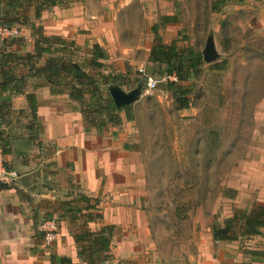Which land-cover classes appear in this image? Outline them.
Segmentation results:
<instances>
[{
    "label": "rangeland",
    "instance_id": "obj_1",
    "mask_svg": "<svg viewBox=\"0 0 264 264\" xmlns=\"http://www.w3.org/2000/svg\"><path fill=\"white\" fill-rule=\"evenodd\" d=\"M214 2L220 0H133L122 9L116 0L113 6L119 11L108 16L117 22L124 43L139 47L127 58L144 59L148 40L154 38L151 29L148 36L144 33L155 23L162 41L200 54L212 34L219 58L212 64L202 60L199 76L180 83L189 90L185 110L176 108L156 67L144 65L137 79L133 65L125 61L133 80L125 91L143 85L146 76L157 81L135 107L142 136L138 149L146 166L142 209L147 231L146 239H131L119 248L123 233L115 229L121 237L111 244L113 260L107 264H211L219 258L235 264L237 254L260 261L249 253L252 239L225 248L222 243L232 242H214L210 226H221L235 210L252 207L236 206L241 202L235 188H244L242 163L264 138V0H228L217 12L211 9ZM166 15L176 22L161 25Z\"/></svg>",
    "mask_w": 264,
    "mask_h": 264
},
{
    "label": "crops",
    "instance_id": "obj_2",
    "mask_svg": "<svg viewBox=\"0 0 264 264\" xmlns=\"http://www.w3.org/2000/svg\"><path fill=\"white\" fill-rule=\"evenodd\" d=\"M132 1L120 0L123 2L120 8L133 5ZM93 2L66 0L65 5L57 2L42 10L39 18H35L34 7L24 8L23 17L41 28L45 37H59L72 42L75 46L72 51L74 62H84L85 57H90L93 45H98L107 55L100 72L103 75H122L129 85L133 80L127 73L125 61L133 65L138 79L143 66H151L148 59L152 41L148 40L144 59L127 58V54L136 53L139 47H134L133 43L125 44L117 34V22L108 18L119 11L113 6L116 0H100L98 5ZM141 6V14L146 17L147 10L143 4ZM156 24L146 27L145 37ZM18 27L20 36L16 39L20 41L8 43L6 50L20 55L33 54L34 37L30 25L20 24ZM47 58L48 55H43L36 66H43ZM95 73L90 71L92 75ZM15 77L21 80L20 93L11 98L9 125L2 128L4 136L12 138L6 147L7 153L3 155L7 167L20 177L27 176L33 190L18 183L6 184L0 189V264H51V256L85 264L77 257L72 237L81 220L71 223L54 214L57 233L49 246L44 244L43 234L39 231L47 221V206L73 199L77 194L91 199L93 204L97 203L101 218L88 223L91 231L105 225L114 226L123 233L119 248L131 239H146V218L142 209L147 187L146 166L142 160L143 151L138 149L142 136L135 109L145 94L142 93L132 106L117 111L120 123H107L98 129L95 125L84 124L79 103L65 94L52 95L42 76H36L27 67L19 65ZM30 94L36 99L35 125H32L26 100ZM27 126H31L30 129ZM260 140L262 144L242 163L244 188H235L236 201L241 202L236 206L240 208L264 205V138ZM116 237L121 236L115 233L112 243ZM251 239L248 250L264 251V228L259 236ZM234 245L233 242L221 244L225 248H234ZM247 256L237 254L235 264H264V260L256 262ZM219 260L211 264H227L222 262V258Z\"/></svg>",
    "mask_w": 264,
    "mask_h": 264
},
{
    "label": "trees",
    "instance_id": "obj_3",
    "mask_svg": "<svg viewBox=\"0 0 264 264\" xmlns=\"http://www.w3.org/2000/svg\"><path fill=\"white\" fill-rule=\"evenodd\" d=\"M228 0H220L211 4L213 11H218L220 5ZM54 2L44 5L40 0H0V23L9 26L30 25L34 37V54L20 55L11 51L2 54L0 62V147L2 153H7L6 147L9 140L4 136L3 126H8L7 118L11 116V98L20 93V81L15 77L19 65L28 68V71L36 76H42L49 86L52 95H67L68 98L80 104V113L84 124L100 127L107 123L118 124L117 110L109 96L107 87L109 85L125 86L122 75H103L102 63L107 59L106 53L98 45H93L90 50V59L82 63L72 60V51L75 46L58 37L47 38L43 36L42 30L34 24H30L23 17L25 10L34 7L35 18H39L40 12L48 7L54 6ZM25 8V10H24ZM21 9V11H19ZM22 13V14H21ZM174 16H163L161 25L175 23ZM153 41L150 49L148 62L151 67H156L160 76H174L176 81L167 80L165 90L172 93L174 103L178 110L189 108V90L180 86L199 76L201 70L202 56L192 49H182L174 43L165 44L158 34L157 26L151 27ZM19 39L11 40L12 43ZM43 55H48L44 65L37 67L36 64ZM220 69L221 66H216ZM90 71L96 72L90 74ZM140 80H136L135 83ZM128 85V84H127ZM130 86V85H128ZM7 93V94H5ZM26 100L30 111V118L35 125L36 99L33 94L27 95ZM31 126H27L30 129ZM5 184H0V189ZM97 203L84 195L78 194L77 198L61 201L46 207V220H53L55 212H59V219H68L71 223L81 220L76 230L72 233L77 251V257L85 264H107L113 260L110 253L112 238L115 235V227L111 225L102 226L97 231L88 229V223L101 218L97 209ZM55 208H57L55 210ZM50 210L51 212H48ZM55 211V212H54ZM55 220V219H54ZM55 222H57L55 220ZM264 228V205H253L250 209L235 210L232 216L225 219L221 226L213 224L210 233L214 242H234L241 239H251L259 236ZM251 255L260 261L264 260V251H252ZM51 264H75L69 258L51 256Z\"/></svg>",
    "mask_w": 264,
    "mask_h": 264
},
{
    "label": "built area",
    "instance_id": "obj_4",
    "mask_svg": "<svg viewBox=\"0 0 264 264\" xmlns=\"http://www.w3.org/2000/svg\"><path fill=\"white\" fill-rule=\"evenodd\" d=\"M19 37V27L18 26H9L7 24L0 23V62L3 52L5 51L6 45L9 41ZM145 82L146 91H152L157 85V81L150 76H147ZM169 81H176L174 76H167L165 78ZM20 178V175L10 170L7 167V164L4 160V155L0 147V184H16L17 180ZM39 231L43 234V242L45 245L52 244L53 240L56 237L57 233V224L55 220H47L40 227Z\"/></svg>",
    "mask_w": 264,
    "mask_h": 264
},
{
    "label": "water",
    "instance_id": "obj_5",
    "mask_svg": "<svg viewBox=\"0 0 264 264\" xmlns=\"http://www.w3.org/2000/svg\"><path fill=\"white\" fill-rule=\"evenodd\" d=\"M201 55H202V60L205 64H212L218 60L219 54L216 51L212 34H210L207 37L204 48L201 52ZM145 82H146V79L144 80V84H143L144 86L140 84L136 88L130 91H125L118 85H109L107 88V91L113 101L115 109L117 111H122L132 106L135 102H137L142 92L146 90ZM17 183L26 188H29L31 191L33 190L30 187V183L28 182L27 176L20 177L17 180ZM44 187H47V186H44Z\"/></svg>",
    "mask_w": 264,
    "mask_h": 264
}]
</instances>
